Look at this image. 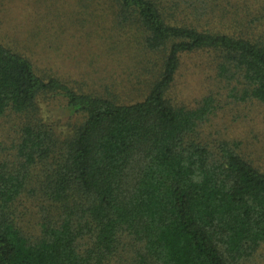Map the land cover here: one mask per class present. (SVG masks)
Wrapping results in <instances>:
<instances>
[{
  "label": "trees",
  "instance_id": "16d2710c",
  "mask_svg": "<svg viewBox=\"0 0 264 264\" xmlns=\"http://www.w3.org/2000/svg\"><path fill=\"white\" fill-rule=\"evenodd\" d=\"M92 2L156 62L142 97L123 101L42 72L0 33V117L34 116L13 159L0 163V264H259L264 168L237 141L203 140L215 90L192 107L170 90L183 55L209 51L218 91L264 103V32L216 26L229 11L223 0H85V8ZM55 96L79 115L66 138L40 115L39 99ZM26 194L36 196V234L10 210Z\"/></svg>",
  "mask_w": 264,
  "mask_h": 264
},
{
  "label": "rangeland",
  "instance_id": "374dc122",
  "mask_svg": "<svg viewBox=\"0 0 264 264\" xmlns=\"http://www.w3.org/2000/svg\"><path fill=\"white\" fill-rule=\"evenodd\" d=\"M84 1L0 0L1 38L24 51L42 72L56 74L77 88L110 89L123 101L141 98L142 81L156 56L140 46L139 38L131 36L133 31L121 28L106 6L92 2L85 8ZM223 3H230L229 11L221 22L216 20V26L237 33L244 28L264 32V0ZM182 14L186 13L179 8L176 16ZM188 19L195 20L192 15ZM213 58L209 51L184 54L170 94L177 103L192 107L215 90L217 109L200 128L203 140L212 146L221 140L237 141L239 150L264 168V103L236 102L228 99L227 90L218 91ZM38 107L43 121L64 137L79 117L62 97H41ZM33 118L12 110L0 117V163L13 159L21 127ZM32 178L36 180V168ZM35 202L36 196L26 194L10 209L29 235L39 230ZM258 257V263L264 264V247Z\"/></svg>",
  "mask_w": 264,
  "mask_h": 264
}]
</instances>
